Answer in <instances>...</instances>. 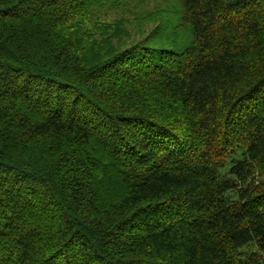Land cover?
<instances>
[{"label": "trees", "instance_id": "obj_1", "mask_svg": "<svg viewBox=\"0 0 264 264\" xmlns=\"http://www.w3.org/2000/svg\"><path fill=\"white\" fill-rule=\"evenodd\" d=\"M0 0V264H264V0Z\"/></svg>", "mask_w": 264, "mask_h": 264}, {"label": "rangeland", "instance_id": "obj_2", "mask_svg": "<svg viewBox=\"0 0 264 264\" xmlns=\"http://www.w3.org/2000/svg\"><path fill=\"white\" fill-rule=\"evenodd\" d=\"M180 0H128L127 10H112L105 19L119 20L127 27L129 39L144 40L157 25L151 45L162 49L183 50L192 41V30L184 25L179 15Z\"/></svg>", "mask_w": 264, "mask_h": 264}]
</instances>
